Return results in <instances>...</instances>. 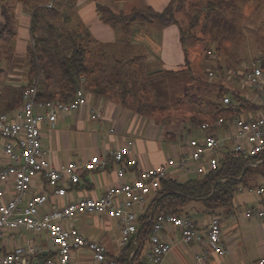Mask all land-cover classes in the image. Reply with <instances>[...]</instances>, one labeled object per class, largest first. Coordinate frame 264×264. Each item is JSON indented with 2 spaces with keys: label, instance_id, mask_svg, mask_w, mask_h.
<instances>
[{
  "label": "built area",
  "instance_id": "2783aa9c",
  "mask_svg": "<svg viewBox=\"0 0 264 264\" xmlns=\"http://www.w3.org/2000/svg\"><path fill=\"white\" fill-rule=\"evenodd\" d=\"M48 2L46 7H52ZM208 75L214 72L208 70ZM227 76L247 86L252 92L259 112L246 117L220 116L213 121L197 125L199 134L186 139V150L176 157H169L161 164L141 167L133 153V142L128 140L105 154H93L85 160H68L55 165L43 148L42 123H54L58 115L70 113L87 105L83 87L63 99H38L39 76L22 90L21 104L7 111H0V264H74L72 253L78 250L90 252L94 264H116L103 243L85 236L74 225L66 224L79 215L97 214L117 222L120 244L135 243L138 218L151 192L159 188L163 179L176 172L179 175L193 171L196 175L216 169L218 150L224 142H232L233 151L255 156L264 150V69L261 56L249 60L241 68L228 69ZM83 81V76H80ZM227 104L230 97L225 95ZM90 117L102 115L99 105L90 107ZM225 125V136L218 137L215 126ZM112 130V129H111ZM109 161L116 164L118 182L108 186L97 196H82L58 203L63 199L68 185L81 183V174L88 175L103 170ZM37 179H42L46 191L28 195ZM178 179V178H176ZM236 193L247 194L254 204L246 206L243 215L249 219H264V184L238 186ZM42 209V214L40 211ZM143 211V210H142ZM168 227L180 230L181 241L197 240L202 243V254L196 255L202 263L212 253L223 255L227 251L220 240L219 215L211 214L204 231L188 215L160 213L154 217L149 234V246L143 254L145 264H161L171 244L162 237ZM31 232L33 236L26 234ZM43 235L52 245L46 249L34 235ZM43 255H45L43 257ZM256 264H264L260 257Z\"/></svg>",
  "mask_w": 264,
  "mask_h": 264
},
{
  "label": "trees",
  "instance_id": "16d2710c",
  "mask_svg": "<svg viewBox=\"0 0 264 264\" xmlns=\"http://www.w3.org/2000/svg\"><path fill=\"white\" fill-rule=\"evenodd\" d=\"M56 1L0 0L3 17V21H0V40L13 39L17 35L14 9L19 4L30 8L29 32L30 41L32 40V45L30 43L25 46L28 65L27 83L9 87L11 92L7 94V98L10 104L8 103L3 111L14 109L21 104L22 90L38 75V99L63 100L72 96L74 91L82 86L85 92L113 100L142 117H152L157 121L158 118L154 117L156 115H160L163 119L168 118L169 115L165 114L169 112V108L162 102L156 87L160 84L158 80L162 79L164 74H175L176 70L163 68L147 70L145 48L141 44L131 43L130 37L135 26L145 27L156 24L164 28L174 23L179 25L178 14H182L187 19V28L192 30L200 18L197 2L169 0L160 11L145 5L123 13L116 12L109 6L108 2L115 0H88L95 3L99 20L115 31L116 39L113 43L101 42L92 36L88 27L77 20L75 27L59 35L66 40L63 50L55 40L39 32L43 25L44 27L47 25L50 31L53 30L48 18L57 12L54 8ZM70 1L72 7L79 0ZM216 1L219 0L207 2V6L211 5L209 10L215 9ZM48 2H52L53 6L46 7ZM210 13L206 12L205 17ZM68 19L70 21L71 18ZM180 31H184L182 26ZM128 51H131V56L126 55ZM260 56L264 69V53ZM80 76H83V81L80 80ZM222 97L223 90H220L217 95L220 105L223 104ZM230 115H235L232 101L225 106L217 107L213 120L219 116ZM191 116L190 121L193 123L202 122ZM218 160L216 169L203 174L185 180L169 177L161 181L159 188L151 192L146 210L139 215L136 242L130 241L121 248L115 256L116 264H145L146 258L143 252L149 246V234L157 214L182 215V208L189 200L202 201L207 209L229 207L238 186L264 184V150L255 156H246L228 150Z\"/></svg>",
  "mask_w": 264,
  "mask_h": 264
},
{
  "label": "crops",
  "instance_id": "0c3cea01",
  "mask_svg": "<svg viewBox=\"0 0 264 264\" xmlns=\"http://www.w3.org/2000/svg\"><path fill=\"white\" fill-rule=\"evenodd\" d=\"M140 1L142 4L138 0H115L108 2V4L116 12L128 13L133 8H139L145 5H150L155 10L160 11L169 2H160V4H157L158 1L162 0ZM18 6L21 7L18 8ZM72 6L75 8L73 17H77L79 23L88 27L95 39L108 43L115 41V34H111L113 29L108 27L110 31L100 25L99 22L101 21L97 16L94 2L79 0ZM29 10L30 8L28 6L21 4L17 5V9L15 10V19H23L21 22L17 20V25L25 27L23 30L24 34H26L27 30L29 33ZM28 19L29 25L26 26ZM0 21H3L1 11ZM130 42L133 44H141L145 48L147 64L151 68L176 70L183 64L184 53L179 43L178 30L173 27V24L164 28H160L156 24L145 27L135 26L132 30ZM214 69L220 73L223 72L219 64H216ZM13 78L16 79V83L12 82L14 81ZM9 79V82L12 83L7 86V89L0 91V111L5 110L10 104L7 98V94L11 92V88L9 87L20 83H27L26 75L20 76L15 73ZM218 79L219 89L216 93L218 95V92L223 90V96L228 95L230 97V101L234 103L235 115L246 117L259 112V105L256 103L252 92L247 86L242 85L236 80H231L227 75H221ZM233 82L236 85H232ZM86 94L87 105L80 107L76 111L58 115L54 123H42L40 126L42 145L44 150L49 154L46 156L55 165L63 164L68 160H85L93 154H105L109 150L131 140L133 142V153L139 165L141 167L154 166L165 162L169 157H176L181 154L182 151L187 149L185 146L187 137L199 134V130L197 129L198 123L193 124V121L186 128L179 127L177 132H167L165 131V125L160 124V122H157L152 117H142L103 96H98L90 92H86ZM97 105L101 107L102 115L97 119H92L89 109ZM222 105L225 106L226 104L223 103L220 105L217 98L215 102L211 103L203 117L198 120H213V114L217 107ZM230 116L222 117L228 119ZM183 124L185 122H182L180 126H184ZM215 133L218 137H224L225 125L215 126ZM177 134L184 136V139L182 141H176L173 136H177ZM163 136L169 137V140H167L169 142L167 147L168 152L166 153L164 152L162 144L164 140ZM174 141L177 142V146L172 144ZM231 149L232 142L226 140L224 145L218 150V157ZM115 169L116 164L109 161V165L103 170H97L88 175L81 174V183L74 186L69 184L67 193L63 199L59 198L56 201L62 203L63 201H68L76 197H97L101 195L108 186L118 182ZM194 175L196 174L193 171L183 174V180ZM171 176L177 178L181 175L174 172ZM41 190L46 191L47 189L42 185V179H37L28 195ZM149 201L150 195L144 203L141 213L146 210ZM253 204L254 199L251 196L236 193L229 207H216L206 210L195 209V211L194 209H190L189 211L182 210V215H188L195 220L200 231H204V225L211 214L219 215L221 221L220 240L227 251L223 255L212 253L205 261L200 263L197 261L196 255L202 254V243L197 240L184 243L181 241L180 230L168 227L163 230L162 237L170 242L171 248L161 264H256V261L260 257H264V219L256 221L255 219L246 218L243 215L244 208ZM40 214H42V209ZM90 215H94L96 221L99 220L107 223L105 226L108 229L113 228L117 230V235L114 245L105 236L89 235L87 237L103 243L110 256H117L122 246L120 244V229L117 222L113 219L90 213L79 215L75 221L66 224H72L82 232L79 226L76 225V221L82 216ZM82 233L84 234V232ZM26 235L33 236L31 232H28ZM34 237L46 248L44 250L45 255L48 253V250H52V245L45 238L43 239V235L35 234ZM72 258L74 264H94L90 252L85 249L73 251Z\"/></svg>",
  "mask_w": 264,
  "mask_h": 264
},
{
  "label": "rangeland",
  "instance_id": "374dc122",
  "mask_svg": "<svg viewBox=\"0 0 264 264\" xmlns=\"http://www.w3.org/2000/svg\"><path fill=\"white\" fill-rule=\"evenodd\" d=\"M168 1H158L157 4ZM192 1L197 2V8L200 9V18L196 26L188 30L187 19L182 14L177 15L179 25L173 24V27L178 30L179 43L183 49V64L176 69L175 74H164L163 78L158 80L160 84L156 87L162 102L169 108V112L165 114L169 116L164 119L160 115L154 117L161 120L160 124L165 125L167 132H177L179 127L186 128L192 124L191 115L196 119L202 118L211 103L217 99L218 78L221 75H227L228 69L241 68L244 63L247 64L249 60L264 53V0H231L230 2L219 0L214 3V10H209L211 9V5L207 6L209 0ZM138 2L142 4L140 0ZM71 4L70 0H57L54 5L57 12L48 18L53 30L47 29V25L39 29V32H43L49 39L55 40L61 49L65 47L66 40L59 35L75 27L78 20L77 17H73L75 8L71 7ZM16 9L17 7L14 10ZM206 12H211L208 17H205ZM65 16L70 17V21ZM17 20L23 21L18 18ZM99 23L106 29L110 28L102 22ZM28 25L29 19L26 23V26ZM180 26L183 32L180 31ZM24 28L17 25L18 32L13 39L0 40V91L7 89L12 82L16 83L14 78V81L9 82L13 74L26 75L28 65L25 46L30 43L32 45V40L30 41L28 30L24 34ZM112 33L116 37L114 30ZM126 55L131 56V51H128ZM216 64L222 67V73L214 69ZM146 68L150 71L156 70L151 68L147 61ZM210 69L214 72L213 76L208 75ZM232 85L236 83L233 82ZM182 122H185L184 126H180ZM173 137L176 141L184 139V136L178 134ZM163 138L162 144L166 153L169 137L163 136ZM176 141L172 144L177 146ZM177 178L183 180L182 175ZM190 209L195 211V209L206 210L207 208L202 201L189 200L182 210ZM76 219L77 217L70 221L73 222ZM105 224L107 223L96 221L94 215L82 216L76 221V225L86 234L85 236H105L114 245L117 230L108 229Z\"/></svg>",
  "mask_w": 264,
  "mask_h": 264
}]
</instances>
